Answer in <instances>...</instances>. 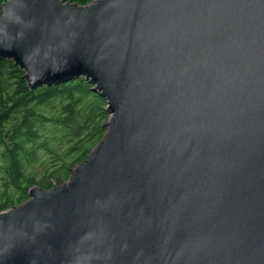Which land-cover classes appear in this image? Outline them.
I'll return each mask as SVG.
<instances>
[{"label":"water","instance_id":"obj_1","mask_svg":"<svg viewBox=\"0 0 264 264\" xmlns=\"http://www.w3.org/2000/svg\"><path fill=\"white\" fill-rule=\"evenodd\" d=\"M0 58L110 112L68 181L0 211V264H264V0H8Z\"/></svg>","mask_w":264,"mask_h":264},{"label":"trees","instance_id":"obj_2","mask_svg":"<svg viewBox=\"0 0 264 264\" xmlns=\"http://www.w3.org/2000/svg\"><path fill=\"white\" fill-rule=\"evenodd\" d=\"M106 106L84 77L32 89L20 65L0 58V211L28 200L35 185L65 181L106 133Z\"/></svg>","mask_w":264,"mask_h":264},{"label":"rangeland","instance_id":"obj_3","mask_svg":"<svg viewBox=\"0 0 264 264\" xmlns=\"http://www.w3.org/2000/svg\"><path fill=\"white\" fill-rule=\"evenodd\" d=\"M107 107V106H106ZM110 120V112H109V116H108V118L107 119H105L104 121H103V124L105 125V126H107V123H108V121ZM78 166V165H77ZM70 176H71V174H70ZM70 176L67 178V179H65V181H63L62 183H64V182H66V181H68L69 179H70ZM0 182H2L1 181V179H0ZM56 182V181H55ZM61 183V184H62ZM56 185H58V183L56 182ZM35 186H37V185H35ZM55 186V185H54ZM49 188V187H48ZM30 198V197H29ZM12 208V207H11Z\"/></svg>","mask_w":264,"mask_h":264}]
</instances>
